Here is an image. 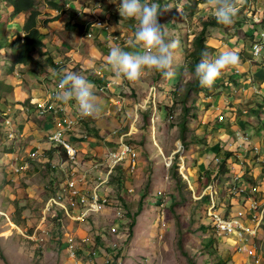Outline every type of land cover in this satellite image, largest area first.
I'll list each match as a JSON object with an SVG mask.
<instances>
[{
  "label": "rangeland",
  "instance_id": "rangeland-1",
  "mask_svg": "<svg viewBox=\"0 0 264 264\" xmlns=\"http://www.w3.org/2000/svg\"><path fill=\"white\" fill-rule=\"evenodd\" d=\"M35 1L37 5L44 6L42 2L40 3V0ZM243 5H238L239 11L233 25L207 29V42L215 48L212 53H207L210 59L217 58L222 47L221 50L225 51L223 44H234L235 39L238 42V47L243 43L248 46L252 43L253 39L250 37L254 34L255 27L245 22L243 16L246 15V10ZM250 5V8L255 6V10L258 8L261 11L264 10V0H257L256 5L252 3ZM0 14L4 31L7 35L10 34L8 39L13 42L16 33L21 30V22L15 21L16 16L6 10L1 11ZM171 14L174 18L172 21L163 20ZM211 14L212 9L207 5V0H191L189 3L182 0L178 5L171 3L166 10H162V25L166 26L165 30L168 33L166 39L169 42L179 41V46L174 50V59H177L179 64L174 63L172 65L174 66V76L171 79L162 77L154 80L155 73L150 71L152 77L145 78L147 85H143L141 92L138 93L141 99H144L141 105L134 93V98L132 97V90L131 95H129V91L120 93L121 96L132 97L136 106L134 108L133 104L128 103L123 105L117 115L120 121L114 129L118 130L120 134L128 133L124 140L133 137L129 142H132L135 148L137 165L133 173L129 174L122 171L125 168L120 167L112 175L110 190L106 192L109 205L105 213L92 217L89 222L70 226V231L77 240L80 264H102L103 262H106L105 264H254V256L255 258L260 257L261 264H264L263 231H259L256 239L253 240L256 245L254 254L248 255L238 250L235 251L234 247L218 240L211 227L201 230L202 226L211 224L210 218L207 215L206 204H197L198 200L194 199V196L197 198L201 195V184L198 182L199 177H195L197 168L194 166L193 161L197 160V163H202L201 159L203 160V158L199 157L204 156L206 153V149L203 148L208 145L207 142L210 144L213 141L224 143L222 136L218 137L219 140H216L214 132L209 131L210 128H208V125L211 126L212 122H216L217 119V113L214 112L213 107L218 105L221 99L226 96L222 90L220 80L223 77L227 79L234 69L243 72L246 70L242 64L243 53L238 54L240 57L239 65L241 66L230 68L224 72L214 83L216 84L214 90L207 91L206 88L204 93L192 94L188 100L189 103L194 100L198 107L197 121L191 122L189 120L187 123L189 132L197 133V136L203 138V140L206 138V145L199 146L198 152H194V145L185 149L181 141L177 139L179 131L177 124L182 119V104L179 98L184 92L185 83L192 79L184 64L181 65V57L186 50L190 51L192 49V40L201 31V18L204 16L209 17ZM6 57L10 62L9 65H12L13 60L10 59L9 54ZM258 63L263 65L256 66L254 64L255 70L253 73L255 81L262 84L264 82V60L259 58ZM6 67L7 60L1 58L0 72ZM16 69H18L16 72L22 76L29 73L23 68L16 67ZM11 71V69L8 70V72ZM126 83L129 82L126 80ZM149 87H152V90ZM11 91L13 94L9 96L3 91L0 93V110L3 112H6L7 105L12 106L14 100L21 99L23 85L17 84ZM35 96L36 92L33 93V99ZM249 97L251 96H239L238 99L242 103H249L258 99L257 97L248 99ZM141 99L139 100L142 101ZM3 102H6L7 105ZM163 106L170 108L169 117H166L163 112L160 113L159 109ZM148 108H151L150 126L145 128L143 126L146 121L141 116L140 111ZM256 112H254V115L257 120L254 121V125H251V123L243 124L240 120L236 123L239 124L238 128L246 132L251 139L261 136L255 131V128H258L255 123L261 129L264 126V112ZM9 118L12 120V116H9ZM10 119L8 121L11 123ZM79 127L75 128L71 134L82 135L79 132ZM1 131L3 132L2 129ZM16 131L20 133L18 128L13 130L15 133ZM153 139L160 147L159 150L154 147ZM142 140L145 143L143 146L140 143ZM69 143L71 146H75L74 141ZM80 143H85V140L80 141ZM13 145L16 146V150L22 149L21 152H28L29 148L25 149L27 147L33 148L30 140L25 141V143L17 141L9 144L7 136L0 133V264H72L66 254L63 233L58 221L49 218L48 223H46L48 228L45 232L37 231L34 240L23 237L20 233V231L26 229L25 235L29 236L40 223L42 204L52 193L53 184L50 183L59 180V173L56 169H52L54 167L51 165L56 166L59 157L54 156V159H50L48 163V160L46 161L47 155L42 156L43 153H41L35 161L30 162L29 169L21 171L20 174H10L11 168L8 167L10 161L5 154L13 151ZM53 146L50 145V147ZM237 146L235 145L233 148L234 153L240 154L242 152L244 155L245 152L236 149ZM202 150L205 153H199ZM26 153L21 154L18 152V158L21 160L27 159L28 154L26 155ZM79 157L85 159L83 155H79ZM106 158L107 155L101 160ZM232 160L236 159L233 158ZM2 162L4 163L2 164ZM173 162L177 165V172L181 178L182 166L186 169V175L189 176V182L184 181L188 189L185 202L181 201L176 180L170 175L169 170ZM165 163L168 167H165ZM49 167H52L51 169L54 171ZM211 169L213 168L211 167ZM251 170H253L255 176L258 174L254 185H257L262 192L264 190L262 170L256 165L251 166ZM185 173L183 172L184 175ZM227 178L228 174L217 177V180L222 185L228 180ZM191 189L195 194H192ZM212 191L216 192L217 197L220 198L216 201L219 215H230L225 207L227 205L224 203L225 199L221 198L223 196L222 188L212 186ZM123 199L126 203L124 208L122 206ZM231 202L232 207H237L238 201L236 199H232ZM246 206H249V203H246ZM118 208L124 210L125 217L118 222L121 235L115 236L110 234L109 226L115 222L113 219L114 212ZM138 208H140L139 211ZM172 209L177 212L179 219L174 217ZM132 216L135 224L130 227ZM11 218H15L21 226L18 227L12 223ZM10 223L12 224L10 225ZM50 223H52V226L49 225ZM188 227H191L192 231L189 233L184 232ZM130 232L131 234H129ZM180 244L182 248L179 246Z\"/></svg>",
  "mask_w": 264,
  "mask_h": 264
},
{
  "label": "built area",
  "instance_id": "built-area-1",
  "mask_svg": "<svg viewBox=\"0 0 264 264\" xmlns=\"http://www.w3.org/2000/svg\"><path fill=\"white\" fill-rule=\"evenodd\" d=\"M257 35V38L252 41L248 48V53L251 56L247 60L248 65L258 60L264 51V30L258 32ZM256 45L260 46L258 53L255 52ZM57 65L61 66V62ZM15 75L19 77L18 74ZM233 75L237 77L235 83L231 82L229 78L223 79L225 85L222 86V90L226 96H224L221 104L219 103L213 107L215 112H217V123L228 121V123L235 125L238 116L240 114L243 117L247 116L248 110L234 99L238 96H258L261 94V89L252 75H242V72L238 69L233 70ZM59 80L57 79L55 89L50 92L48 100L50 103L49 108L46 109L47 103L40 102L37 106L36 114L42 117L49 110L53 111V129L48 136V142L50 145H54L53 147L62 148L66 159H59L56 166L52 165L59 172L58 185L55 194L50 196L42 206L40 223L31 235H25L26 229L20 231V233L23 237L34 240L37 231L45 232L46 228H48L46 224L48 223V219H56L58 211H61L62 219H59V221L66 246V254L72 264H80L78 260L77 240L70 231V226L81 224L88 218L102 215L108 210L109 200L106 192L110 190L109 186H111L112 175L121 166H125L129 174L133 173L137 165V154L135 148L124 140L128 133L120 134L118 130H112L109 135L115 140V145L114 149L109 151L105 160L90 162L85 161L84 158L81 159L78 151L65 140V137L72 133L75 128L81 126L85 118L79 115L75 101L72 107H70L71 110H69L64 104L55 99ZM9 111L10 108L7 109L8 113ZM4 130H6L5 136L8 138L14 137L13 126L8 120L5 121ZM233 139L228 144V147L233 149L235 145L239 144L236 149L245 153L244 155L242 152L240 154L234 153V156L240 159L241 163L238 162L236 164L237 161L230 158L228 162L230 165L228 180L221 185L217 179H214L211 184L201 190V195L197 198L194 196V199L200 200L204 196H208L209 202L206 205L207 215L210 218V223L218 240H222L228 246L234 247L235 251L238 250L252 255L255 253L256 248L253 240L257 237L260 224L264 218V194H262L264 190L261 192L257 185H249L245 182L247 179L257 180L258 178V174L255 176L252 172L247 171L246 167L248 165L250 167L256 165L264 174V132L258 138V141L254 142L246 132L241 129H235ZM152 142L154 147L159 150L160 147L157 142L154 139ZM44 151L41 152L38 148L33 150L28 155L27 161L23 162L19 167L8 163V167L11 168L10 174L16 175L21 171L29 169L30 162L35 161ZM5 156L8 157V154H5ZM215 161V165L220 163L219 158H216ZM165 167H168L166 163ZM181 170L182 178L184 181L189 182V176L188 174L186 175L184 166H182ZM246 173L250 174L244 178ZM212 186L222 188L223 196L221 197L225 199L224 203L227 204V208H230L228 209L230 215L224 217L220 216L217 212L216 201L219 197H217L216 192L212 191ZM191 191L192 194H195L192 189ZM232 199H236L238 201L237 205L241 206L239 211H232ZM246 203H249V206H246ZM123 217H125L124 210L122 208L116 209L113 217L115 222L109 226L110 234L115 236L121 235L118 222ZM49 225L52 226V223ZM253 259L254 264H260V257L255 258L254 256ZM105 263L103 262L102 264Z\"/></svg>",
  "mask_w": 264,
  "mask_h": 264
},
{
  "label": "crops",
  "instance_id": "crops-1",
  "mask_svg": "<svg viewBox=\"0 0 264 264\" xmlns=\"http://www.w3.org/2000/svg\"><path fill=\"white\" fill-rule=\"evenodd\" d=\"M41 2L44 6L38 5L37 8L44 15L43 20L54 19L46 26L50 33L42 39L45 54L42 55L40 60L44 63L43 67L40 68L41 70L38 73L24 74L22 80L13 78L12 73L3 75L5 83L11 88H15L17 84L23 85L21 99L14 100L12 119L15 127L21 133L19 141L25 143V141L30 140L33 147L32 149L30 147L25 148H29L28 152H21L22 149L16 150V146L13 145V151L8 154L9 164L19 167L23 162L27 161V159H19L18 152L21 154L27 152V155L37 148L40 151L45 150L44 152L50 149L48 136L53 129L52 118L54 113L49 110L40 118L36 114V109L34 110V106L40 102L47 103L46 109L49 108L48 94L55 89L57 79L61 78L60 75L53 76L50 71H47L48 69L55 70L56 73H62L66 69L81 73L95 85L94 94L97 103L101 106V114L96 118H85L84 125L79 128V132L82 135L76 136L70 133L65 137V140L75 142L73 147L78 151L79 155L101 160L109 153L108 150L115 145V140L110 137L109 133L116 129L115 127L120 121L117 116L118 112L121 111L126 103L133 104L134 108L136 106L132 97H124L120 93L129 91L128 93L131 95V90H136L135 94L141 99L138 93L141 92L143 85H147L145 78L152 77L151 72L146 71L137 83L127 84L126 80L117 81L114 74L104 70L103 67L111 47L119 46L124 50H133L129 42L133 40L136 21L120 17L117 9L121 0H115V2H112V0H40ZM52 2L55 7L51 5ZM144 2L146 0H141V3ZM55 11H58L59 15H56ZM23 17V15L17 16L15 21L18 20L22 25ZM73 25L78 26L79 29L74 30ZM237 45L238 42L235 45H231V43H228V45L223 44L225 50L230 48L227 50L235 51L238 54L243 53V57H247L249 46L245 45V43L242 44L243 46L238 47ZM221 49L219 53L222 52ZM60 62L61 66H58L57 64ZM16 67L23 68L15 65L14 71H18ZM243 67L246 68L245 72L249 71L251 74L255 70L254 67L249 68L247 65H243ZM262 86L264 87V82L261 84V91ZM149 88L152 90V87ZM34 92H36V96L33 99ZM12 94L13 92L10 95ZM262 94L264 96L263 91ZM253 97L251 96L248 99ZM141 100L144 101L143 98ZM236 102L241 101L237 98ZM73 103L74 101L65 106L71 110L70 107H72ZM243 104L250 106L252 101ZM238 120L243 122V124L244 122H249L254 125L256 119L252 110H249L248 116L239 115ZM213 124L217 126V129L213 130L215 139L219 140L218 137L222 136L224 143L213 141L210 144L207 142L208 145L203 148L204 150L206 149V153L204 150L199 152L205 153L204 156L199 157L203 158V160L201 159L202 163H197V160L193 161L194 166L197 168L195 177L205 170L206 159L210 162V168H213L210 169V174L215 172L214 167L216 165L214 160L219 158L223 152L222 150L227 148L232 140L231 138L234 137V130L239 129V124L232 125L227 122L221 125L217 122H212L211 126L208 125L209 131H212ZM84 140L85 143H80V141ZM252 141L257 142L258 137L252 139ZM198 147H194V152H198ZM246 168L249 172L253 171L249 165ZM252 174L254 173L252 172ZM240 208L241 206L237 205V207L232 208V211H239Z\"/></svg>",
  "mask_w": 264,
  "mask_h": 264
},
{
  "label": "trees",
  "instance_id": "trees-1",
  "mask_svg": "<svg viewBox=\"0 0 264 264\" xmlns=\"http://www.w3.org/2000/svg\"><path fill=\"white\" fill-rule=\"evenodd\" d=\"M181 1L182 0H149L150 3H158L160 5L161 12H162V10H166L167 7L171 3H176V5H178V3ZM190 1L191 0H185V3H189ZM256 2H257V0H245V3L243 5L244 9L246 10V15L243 16L245 22H248L253 27H255V33L250 37L253 40L257 38L258 32H261L264 30V10L261 11V10H259V8L255 10V6H253V8H250L251 7L250 4L252 3L253 5H256ZM51 5L53 7H55V4L53 2L51 3ZM37 7H38V5H37V2L35 0H0V12L3 10H6L14 16H22V15L25 16L24 22L22 23V27H21L22 33H16V37H15L14 41L12 42V41H9V39H8L9 38L8 36L10 34L7 35L6 32L4 31V28L2 26L3 22H1V14H0V59L5 58V60H7V65H8L5 69H2V72H0V76H2L3 73H5L7 75L12 73V71L8 72L9 69L13 70V65L9 66L10 62H8V59L6 57L8 54H9L10 59L13 60L14 65H20L22 67H27L28 68L27 72H29L31 74L32 73H38V70L43 67L44 63L40 60L42 55L45 54V52L43 50L44 44L42 42V39L50 33V31L48 30L46 25L49 24L50 22H52L54 19L43 20L44 15L38 10ZM161 12H160V15L158 16V22L161 25H162V21L165 19L167 21H172L174 19L172 14H171L162 20ZM255 12H256V14H254ZM210 27L220 28V27H223V25L218 24L216 22L215 17L212 14L209 17L204 16L203 18H201V31L192 40V49L190 51L186 50V52L181 57V61H182L181 65L184 64L185 68L190 72V74L192 76V79L185 83L184 92L182 93V95L179 98V101L182 104V109H181L182 119L177 124L178 130H179L178 135H177V139L179 141H181V143L185 149H187L193 145L194 146H200V147L206 145V140H205L206 138H204V140H203V138H200L199 136H197L198 135L197 133L189 132V127L187 126V123L189 120L191 122H196L198 119V111H197L198 107L196 106L194 100L191 103H189L188 100L191 98L192 94L199 95V94L204 93L206 91V88L201 87L199 80L194 77V71H195L196 65L201 61L203 54L204 53H212L215 50V48L210 46L207 42L208 36L206 34H207V29ZM73 29L74 30L79 29V27L73 25ZM233 43H234V45L237 44V40L235 39ZM244 53H246V52H244ZM243 58H242V60H243L242 64H245L246 61L251 58V56L248 53L247 57H245L244 59ZM261 59L264 60V51L261 53ZM174 63L179 64V61L177 59H174L173 64ZM254 64H256V66L263 65V64H259L258 62H254ZM33 66H36V67H33ZM239 66H241V65H239ZM173 67L174 66H172V68ZM35 68H37V70H35ZM153 73H155L154 80L162 78V75L159 72L153 71ZM232 75H233V72L229 74L228 78H229V80L234 82L231 79ZM220 81H221L220 82L221 86L225 85L224 80L223 81L220 80ZM215 88H216V84H214L213 87L210 89L207 88V91L208 90L212 91ZM11 89L12 88L9 85H7L4 81H0V93H2V91H3L4 93H6L7 96H9L12 93ZM135 91L136 90L132 91V97L133 98H134L133 93L135 94ZM262 91L264 93V87L263 86H262ZM262 95L263 94H261L260 96H257L258 99L254 100L252 102V104L250 106H248L249 110H252V113H254L256 111L264 112V96H262ZM135 97L137 98L138 103L141 105L143 100L140 101L136 94H135ZM3 103L5 105H7L6 102H3ZM7 106H6V112H3L0 110V133H1V135L2 134L5 135V130H4L5 121L9 118V116H12V112H9V113L7 112V108H8ZM254 107H256L257 109L255 110ZM169 109L170 108L163 106L159 110H160V113L163 112L166 117H169L170 116ZM256 113H258V112H256ZM140 114L143 117V119L146 121L145 125L143 127H145V128L149 127L150 126L149 118L151 116V108H148L146 110H141ZM263 115H264V113H263ZM12 121H13V119H12ZM227 122L228 121L223 122V123H227ZM83 123H84V121H83ZM223 123H221V125ZM246 123H249V122H244V124H246ZM255 124L258 127V128L254 127L256 132H258L260 134V131H264V126L261 129L257 123H255ZM251 125H252V123H251ZM263 125H264V122H263ZM250 127H252V126H250ZM1 129L3 130V132L1 131ZM216 129H217L216 124H213L212 131L216 130ZM259 129H261V130H259ZM14 130H16L15 124H14ZM132 138L133 137H129L128 139L126 138V140H125V142L127 144H129L130 146H133L132 142H129ZM7 139L9 140V143L10 142L15 143L21 139V133L16 131V133L14 132L13 138L7 137ZM140 143L142 144V146L145 144L143 140L140 141ZM143 149L145 150L144 147H143ZM222 151L223 152L220 154V157H219L220 163L214 167L215 172L213 174H210V169H211L210 168V162L207 159L205 160V170L203 171V173H201L200 175L197 176V177H199L198 182L201 184V190L203 188H205L207 185H209L214 179H217V177H221V176H224L226 174H229L230 165L228 162L230 161V158L235 157L234 156V150L227 146V148L222 150ZM44 154L47 155L46 161L48 160V163H49L50 159H52V158L54 159V156L59 157L58 161H59V159L60 160L66 159L65 152L62 148L50 147V149L48 151L43 152L42 156ZM235 159L237 161L236 164H238V162L241 163L240 159H238L236 157H235ZM85 161L100 162L101 160L93 158V157L85 156ZM3 163L4 162H2V164ZM51 165H53V164H51ZM121 167L126 169L125 166H121ZM170 167H171L169 170L170 175L173 179L176 180V186L179 190V196L182 199L181 201L185 202L187 199L186 196L188 193V189L186 188L187 184L184 182V180L178 174L177 165L175 164V162H173V164ZM49 168L51 169L52 167H49ZM55 168L56 167H54L52 169H55ZM125 169H122V171L127 172V169L126 170ZM52 171H54V170H52ZM57 173H59V172H57ZM249 174L250 173H246L244 175V178H246ZM53 182L50 183L51 185L53 184L52 185V193L50 194V196L55 194L56 187L58 185V182H54L55 184ZM245 182L248 183L249 185H252L255 183V182H253V180H249V179L245 180ZM120 185H122V184L120 183ZM50 196H48L44 200V202ZM218 199H220V198H218ZM108 200H109V198H108ZM44 202H43V204H44ZM208 202H209L208 196H204L202 199L197 201V204H200V205L206 204L207 205ZM122 203H123L122 206L124 208L126 206L124 199L122 200ZM43 204H42V206H43ZM226 208H227V206H226ZM139 209L140 208H138V211H139ZM228 209H230V208L228 207L227 210ZM172 212H173L174 217L176 219H179V215L177 214V212L174 209H172ZM224 217H226V216H224ZM91 218L92 217L88 218L84 222L85 223L89 222ZM59 219L60 220L62 219V212L61 211H58V217L56 219H53V220L58 221L59 225H60ZM10 221L12 223H14L15 225H17L18 227L21 226V224H19V222L15 218H11ZM134 224H135V220L132 216V220H131L129 226L133 227ZM210 225L202 226L201 230H206L207 227L212 228V225L211 226ZM191 231H192L191 227H188L186 230H184V232H186V233L187 232L189 233ZM212 231L214 232L213 228H212ZM259 231H263V233H264V218L260 224ZM129 234H131V232ZM213 239H215V238H213ZM179 246L182 248L181 244Z\"/></svg>",
  "mask_w": 264,
  "mask_h": 264
},
{
  "label": "clouds",
  "instance_id": "clouds-1",
  "mask_svg": "<svg viewBox=\"0 0 264 264\" xmlns=\"http://www.w3.org/2000/svg\"><path fill=\"white\" fill-rule=\"evenodd\" d=\"M112 2H115V0H112ZM244 3L245 0H207V5L212 9V14L216 22L226 27L234 24L239 11L238 5H243ZM117 10L121 18L136 21L134 37L133 40L129 42L133 50H124L119 46L111 47L106 57V63L103 66L104 70L113 73L117 81L127 80L129 83L133 84L137 83L146 71L159 72L163 78L171 79L174 76L172 68L174 50L179 46V41L173 40L169 42L166 39L168 35L165 30L166 26L158 22V16L161 12L160 5L158 3H149L147 0L144 3H141V0H121ZM55 14L59 15V12L55 11ZM18 33H22V29ZM259 49L260 46L256 45L255 52L258 53ZM254 62H258V60ZM254 62L248 65L246 61L243 65H247L249 68L254 67ZM239 64L240 57L237 52L232 50L222 51L215 59H210L208 54L204 53L201 61L195 67L194 77L199 80L201 87L210 89L224 72L230 68H238ZM14 66L15 65H13L12 77L16 80H22V75L14 71ZM23 69L28 71L27 67H23ZM47 71H50L53 76L60 75L61 77L55 93V99L57 101L64 105H68L70 102L75 101L76 109L83 118H96L101 114V106L97 103L94 94L95 85L88 81L83 74L67 69L62 73H56L55 70L49 69ZM241 72L242 75H252L255 80L253 73L251 74L249 71ZM15 74H18L19 77H16ZM3 75H5V73H3ZM3 75L0 76V81L5 82ZM223 79H225V77H223ZM231 79L235 83L237 78L235 79V75H233ZM256 83L261 89V83ZM49 95L50 93L48 96ZM222 101L223 98L220 104ZM38 104L34 106V110L36 109V111ZM240 104L244 108H247L249 114L248 105L245 106L242 102H240ZM8 108H10L9 112H12L14 105H8ZM254 109L256 110V107H254ZM10 121L14 129L13 121L11 119ZM263 132L264 131H260V134L262 135ZM260 137L261 136L258 138ZM262 174L263 173H261V175ZM254 181L255 180H253V182Z\"/></svg>",
  "mask_w": 264,
  "mask_h": 264
}]
</instances>
